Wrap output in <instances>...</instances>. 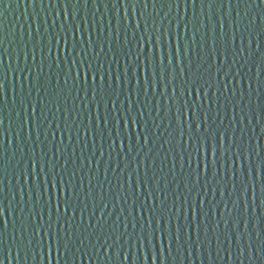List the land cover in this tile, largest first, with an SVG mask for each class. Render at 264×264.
<instances>
[{
    "label": "water",
    "instance_id": "95a60500",
    "mask_svg": "<svg viewBox=\"0 0 264 264\" xmlns=\"http://www.w3.org/2000/svg\"><path fill=\"white\" fill-rule=\"evenodd\" d=\"M0 264H264V0H0Z\"/></svg>",
    "mask_w": 264,
    "mask_h": 264
},
{
    "label": "snow or ice",
    "instance_id": "6c2138e0",
    "mask_svg": "<svg viewBox=\"0 0 264 264\" xmlns=\"http://www.w3.org/2000/svg\"><path fill=\"white\" fill-rule=\"evenodd\" d=\"M92 79H95V77H92ZM201 148L203 149V143H201Z\"/></svg>",
    "mask_w": 264,
    "mask_h": 264
}]
</instances>
